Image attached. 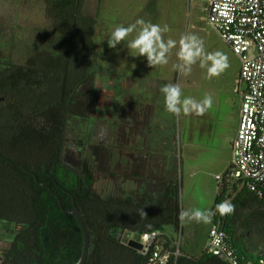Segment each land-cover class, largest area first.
Segmentation results:
<instances>
[{
    "label": "rangeland",
    "instance_id": "rangeland-1",
    "mask_svg": "<svg viewBox=\"0 0 264 264\" xmlns=\"http://www.w3.org/2000/svg\"><path fill=\"white\" fill-rule=\"evenodd\" d=\"M50 3L53 4V2ZM115 3L116 0H86V14L97 20L96 34H93L91 40L86 43V46L90 48V69L95 74L94 98L91 112L87 117L82 118L76 115L70 117L68 143L71 145L74 140L82 141L81 154L90 158L98 179L96 188L101 195H108L115 189L126 192L131 187L137 200L139 196L136 193L148 194L149 200H152V197L160 200L166 187L177 182L181 210L200 208L212 211L220 182L216 176L224 174L231 166L233 141L238 129L242 101L239 94L235 92V85L241 68L240 58L210 23L207 0H125L126 15H124L123 26L129 24L128 18L133 11L137 15L136 21L143 19L146 22L152 21L153 24L168 26L169 31L163 33V37L164 39L165 36L167 37L165 41L171 38L177 44L171 50L169 63L165 65L166 69L170 68V71H164L163 74L171 79L169 83L180 85L182 99L192 97L200 101L205 95H211L213 103L202 115L183 111L176 115L177 145L173 146L172 135L171 146L167 147L172 151V161L164 171L160 168L158 174L152 176V167L149 163L148 166L143 164L140 170L141 176L135 180L121 175L108 178L105 174L106 169L111 172L129 170L126 167L128 158H122L117 140L121 131L118 103L125 107H128L129 101L132 100L144 107L152 104V70L145 71L140 64L137 65L136 56L133 59L135 68L129 69L126 66V71H124L125 68L120 69L107 61L110 50L107 41L118 27ZM60 5V9L57 10L52 6L45 8L39 0H0V65H5L4 63L7 62L24 63L28 47L32 45L43 47V38H46L48 34L71 33L69 31L76 6L73 7L72 2L60 3ZM110 13L113 14L112 17L108 15ZM85 33L84 28L80 29L79 34L76 35L81 55L83 53L85 55L86 51L83 45L86 37L81 38L85 36ZM185 34H194L199 37L203 41L205 53L221 52L226 55L228 68L219 76L211 78L207 73L210 62L205 67H201V61L198 60L192 66L190 75L187 76L174 69L173 65L179 63L177 57L179 40ZM112 50L114 51L115 48ZM75 55L73 51L72 57ZM81 57L85 58L83 55ZM140 58L143 66L148 65L145 56ZM109 60L116 64L117 57L114 52L110 54ZM77 64L74 66L76 74L72 77L73 79L84 73L81 68L85 65ZM59 87L61 89V84ZM162 95L164 96L161 92L157 93L158 98H156L160 101L155 99L158 108L154 106V110L162 111L157 112L156 119L166 115L168 120L173 122L175 115L167 111ZM3 98L4 95L0 94V105H6L7 100ZM26 104H33V102L28 100ZM104 130L106 135H110V140L106 143L108 147L100 155H96L93 149L96 146L101 147ZM158 137L157 135L155 143H163L164 140ZM155 149L162 148L156 146ZM189 155H196L197 158L193 157L194 160H191ZM9 179H14L13 185L9 186L12 181H5V179H3L5 182L0 183V200L7 203L13 202L18 207L22 203L20 198L22 194L24 195L22 178L19 175H12ZM117 182L120 185H117ZM15 210L19 214L23 213L22 209ZM212 223L213 217L208 222L184 223L181 248L196 255L200 254L209 240ZM14 227L15 225L12 224L11 228L14 229ZM236 227L239 234L246 236L250 254L255 252L264 256V205L255 202L238 212ZM175 235L178 238L180 234ZM13 237L14 234L8 232L4 222L1 221L0 254L5 255L7 249H10ZM255 257L257 260L262 259L259 255ZM260 262L263 263L262 260Z\"/></svg>",
    "mask_w": 264,
    "mask_h": 264
},
{
    "label": "trees",
    "instance_id": "trees-1",
    "mask_svg": "<svg viewBox=\"0 0 264 264\" xmlns=\"http://www.w3.org/2000/svg\"><path fill=\"white\" fill-rule=\"evenodd\" d=\"M96 23V19L86 14V0H76L71 33L48 34L43 38V47H28L24 63L7 62L0 65V94L7 100L5 104L11 101L15 106H23L30 100L33 102L30 105L44 107L42 115L50 121H58L62 132L67 115L88 116L93 105L95 74L92 72L91 77L87 75V82L91 84L88 90L81 92L80 84L86 79L84 68H91L90 48L86 43L96 34ZM84 28L86 33L81 38L86 37L83 44L86 51L85 55L82 54L85 58H82L76 35ZM73 51L76 54L74 57ZM84 62L86 66L81 68L84 73L73 79L76 74L74 66ZM56 110L59 111V120L53 113ZM0 142L5 140L0 138ZM0 163L4 162L0 160ZM83 167L84 170L73 177L63 174L61 168L63 173L54 176L50 184L60 193L66 208L73 206L75 196L91 237L85 264H146L147 258L128 245L125 239L128 234L153 229L182 230L178 219L181 208L177 182L166 187L160 200L152 197V200L142 203L136 201L133 194L128 197H101L95 188L97 176L93 168L85 163ZM12 175L18 176L0 169V183L12 181L9 186L13 185L14 179H9ZM37 189L23 191L24 195L20 198L22 203L18 207L13 202L0 200V222H4L5 229L14 234L3 264H76L82 257L84 247V233L77 217L62 209L59 198L47 196L40 188ZM218 189L212 208L213 225H222L245 261L262 264V260L264 263V256L255 252L250 254L246 236L239 234L236 227L238 212L255 202L264 205V197L260 198L242 181L228 177L219 182ZM225 201L235 206L234 212L221 215L217 205ZM15 209H22L23 213L19 214ZM12 224L15 225L14 229L11 228ZM256 255L262 259L257 260ZM169 264L229 263L208 248L201 257L184 253L182 248V253L172 258Z\"/></svg>",
    "mask_w": 264,
    "mask_h": 264
},
{
    "label": "flooded vegetation",
    "instance_id": "flooded-vegetation-1",
    "mask_svg": "<svg viewBox=\"0 0 264 264\" xmlns=\"http://www.w3.org/2000/svg\"><path fill=\"white\" fill-rule=\"evenodd\" d=\"M81 64L86 66V63ZM84 71L86 79L83 84H80L81 92L88 90L91 86L87 82V75L91 77L92 71L87 67L84 68ZM118 107L120 108L121 131L117 140L122 158H128L126 167L129 170L111 172L106 169V177L113 178L115 174L116 177L121 175L124 178L135 180L141 176L140 170L143 164L148 166L149 163L152 167V176L158 174L160 168L164 171L172 161V151L167 149L168 146H171L172 135L174 139L173 146L177 145L176 115L173 122L169 121L166 115L156 119V114L160 112L159 110L156 112L152 104L144 107L137 104L134 100L129 101L128 107L121 103H118ZM43 112L44 107L30 104L15 106L10 101L6 105H0V138L5 140L3 143L0 142V160L4 162L0 163V169H6L10 174L19 175L22 178V183H24V192L40 188L47 196L59 198L60 202V198L62 200L60 193L56 192L50 184L52 178L61 175L63 172V174L67 173L73 177L84 170V163L92 168L93 166L90 163V158L84 156L85 154H81V140H74L71 145L68 143L67 133L71 124L70 117L74 115L69 114L66 116L65 127L62 132L60 123L56 120L50 121V119L45 118L42 115ZM53 113L59 120V111L56 110ZM157 130L160 131L157 132ZM104 132L101 137V147L96 146L93 149L96 155H100L108 147L106 143L110 140V135H106L105 130ZM157 135L159 136L158 138L164 140L163 143H155ZM156 146L162 149L156 150ZM61 168H63V172ZM117 185L120 184L117 182ZM96 191L101 197H111L113 195L128 197L132 194L135 195L131 187L126 192L115 189L105 196L101 195L97 188ZM136 194L139 196L136 201L148 202V194ZM74 198L75 196H73V200ZM4 259L1 264L4 263Z\"/></svg>",
    "mask_w": 264,
    "mask_h": 264
},
{
    "label": "built area",
    "instance_id": "built-area-1",
    "mask_svg": "<svg viewBox=\"0 0 264 264\" xmlns=\"http://www.w3.org/2000/svg\"><path fill=\"white\" fill-rule=\"evenodd\" d=\"M209 20L240 58L241 68L235 92L242 106L233 142V162L225 177L242 181L264 197V0H207ZM180 234L179 237L175 235ZM181 231L153 229L131 238L142 243L138 250L146 264H169L182 253ZM208 250L229 264H258L245 261L220 223L210 229ZM128 243V242H127ZM264 264V263H262Z\"/></svg>",
    "mask_w": 264,
    "mask_h": 264
},
{
    "label": "clouds",
    "instance_id": "clouds-1",
    "mask_svg": "<svg viewBox=\"0 0 264 264\" xmlns=\"http://www.w3.org/2000/svg\"><path fill=\"white\" fill-rule=\"evenodd\" d=\"M138 34L131 41H127L128 36L137 31ZM167 25L161 26L138 19L130 26H118L108 38V46L116 48L117 45L127 41V47L135 50L132 55L145 56L150 67L163 66L169 63L171 50L176 47L177 42L171 38L165 41L163 33L168 32ZM179 63L174 64L173 68L183 75H190L192 66L198 60L201 61V67H207L208 77L219 76L228 68L227 56L221 52L205 53L203 41L194 34L182 35L179 40V51L177 53ZM160 91L164 94L165 107L167 111L174 115L196 112L202 115L207 108L212 106L211 95H205L203 100H196L192 97L182 99V89L179 84H165ZM234 205L228 201L217 205V210L221 215L234 212ZM146 216V214L144 213ZM214 213L209 209H182L179 213V221L183 225L186 222H208Z\"/></svg>",
    "mask_w": 264,
    "mask_h": 264
},
{
    "label": "crops",
    "instance_id": "crops-1",
    "mask_svg": "<svg viewBox=\"0 0 264 264\" xmlns=\"http://www.w3.org/2000/svg\"><path fill=\"white\" fill-rule=\"evenodd\" d=\"M39 1H41L42 2V4L44 5V7L45 8H49V7H53L54 9L56 8L57 10L58 9H60V7H61V5H60V3H63V4H66V2H68V3H70V2H72V4H73V7L74 6H76V0H39ZM50 2H53V4H51ZM57 3V4H55V3ZM55 5H57V6H55ZM115 6H116V12H115V14H116V21L118 22V26H123V23H124V15H126L124 12H125V10H126V6H125V0H116V3H115ZM136 10H138V9H136ZM53 11H55V10H53ZM87 11V10H86ZM110 17H112L113 16V14L112 13H110V14H108ZM127 15H129V13L127 14ZM136 18H137V15L135 14V12L133 11L132 12V14H130L129 15V18H128V22H129V24L128 25H126L125 27H127V26H130V25H132V24H134L135 22H136ZM147 19H149L150 20V18H147ZM72 21H74V16H73V20ZM149 22H151L152 23V21H149ZM72 28H73V22H72V26H71V29H70V31L69 32H71L72 31ZM138 34V30L137 31H133V33H131L129 36H128V38H127V41H131L132 39H134L135 38V36ZM165 36V35H164ZM167 39V37L165 36V40ZM127 41H125V42H122L121 44H119V45H117V47L115 48V50L113 51L112 49H114V48H110L109 46H108V49H110L109 50V58H110V54H112L113 52L115 53V55H116V57H117V60H116V64H114V62H112V61H110L109 60V58H107V61H108V63H110V64H113V65H117V67L118 68H120V69H123V68H125L124 69V71H126L127 69H126V66L129 68V69H132V68H135V64H134V62H133V59L135 58V56H136V58L138 59L137 60V65L138 64H140V67H142V69H144L145 71H148V70H152V106H155V107H157V105H156V100L155 99H157L158 98V96H157V93H160L161 91H160V89H161V87L162 86H164L165 84H169V81L171 80L170 78H167L166 77V75H164L163 74V72L164 71H167V70H169L170 71V68H168V69H166L167 67L165 66V65H163V66H160V65H158V66H155V67H150L149 65H144L143 66V64H141V62H140V60H141V58H140V56L139 55H132L134 52H135V50H132V49H129L128 47H127ZM122 51V52H121ZM122 53H125V54H122ZM126 55V56H125ZM129 59V60H128ZM130 60H132L131 62H129ZM137 68V67H136ZM149 74V73H148ZM162 93V92H161ZM238 94V93H237ZM163 96V95H162ZM161 96V97H162ZM157 97V98H156ZM164 97V96H163ZM162 97V98H163ZM155 100V101H154ZM158 101H160L159 99H157ZM164 103V102H163ZM162 106H164V104L162 105ZM158 108V107H157ZM160 112H162V111H160ZM239 119H240V116H239ZM238 124H239V122H238ZM236 136V135H235ZM234 142V141H233ZM193 157L196 159L197 157H196V155H189V158L191 159V160H194L193 159ZM233 158H234V154H233V156H232V160H231V162H230V165L232 166V162H233ZM183 161V160H182ZM181 162V161H180ZM231 166L228 168V170L231 168ZM227 170V171H228ZM226 171V172H227ZM225 172V173H226ZM217 177V176H216ZM219 190V189H218ZM218 190H217V192H216V195H215V198L217 197V194H218ZM212 226H213V223H212ZM211 226V227H212ZM173 231H175V230H173V229H170L169 231H167V232H170V233H173ZM210 233V232H209ZM209 242H210V235H209V240H208V242H207V244H206V246H205V248L202 250V252L200 253V254H198V255H196V254H194V253H192V252H190L189 250H184V253H187V254H189V255H191V256H195V257H201L203 254H204V252H205V250L208 248V246H209ZM11 246V245H10ZM8 249H7V252H6V254L5 255H3V254H0V263H2V261H3V259H4V257L7 255V253H8Z\"/></svg>",
    "mask_w": 264,
    "mask_h": 264
},
{
    "label": "water",
    "instance_id": "water-1",
    "mask_svg": "<svg viewBox=\"0 0 264 264\" xmlns=\"http://www.w3.org/2000/svg\"><path fill=\"white\" fill-rule=\"evenodd\" d=\"M60 202H61L62 209L69 214L75 215L77 217L80 225H81V228H82L83 233H84V247H83L82 257L80 258V260L76 264H85V262L88 258V255H89L90 244H91V237H90L88 227L84 221L83 215L80 211V208H79L78 203L76 202L75 198H74V205L70 209L65 207L61 198H60ZM125 239L127 240L129 246H131L137 250H141L143 248V245L141 242H139L136 239L131 238V234H128L125 237Z\"/></svg>",
    "mask_w": 264,
    "mask_h": 264
}]
</instances>
